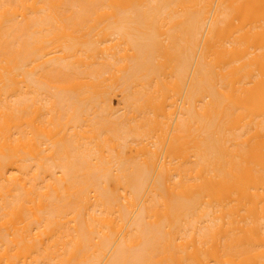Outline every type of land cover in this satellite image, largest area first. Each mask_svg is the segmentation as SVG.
Returning <instances> with one entry per match:
<instances>
[{
	"label": "bare ground",
	"instance_id": "obj_1",
	"mask_svg": "<svg viewBox=\"0 0 264 264\" xmlns=\"http://www.w3.org/2000/svg\"><path fill=\"white\" fill-rule=\"evenodd\" d=\"M0 264H264V0H0Z\"/></svg>",
	"mask_w": 264,
	"mask_h": 264
},
{
	"label": "rangeland",
	"instance_id": "obj_2",
	"mask_svg": "<svg viewBox=\"0 0 264 264\" xmlns=\"http://www.w3.org/2000/svg\"><path fill=\"white\" fill-rule=\"evenodd\" d=\"M186 84H187V83H184V84L182 85V92H183V93H185V91H186V87H187ZM135 153H136V151H135L134 149H128V150H127V154H128V155L134 156ZM187 153H188L189 159L191 160V159H192V157H191V151H190V152H187ZM187 153H186L185 160H188Z\"/></svg>",
	"mask_w": 264,
	"mask_h": 264
}]
</instances>
